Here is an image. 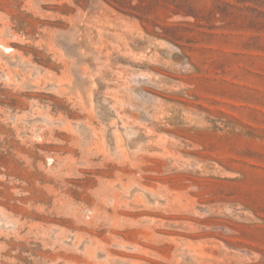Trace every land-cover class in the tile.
<instances>
[{"label":"rangeland","instance_id":"rangeland-1","mask_svg":"<svg viewBox=\"0 0 264 264\" xmlns=\"http://www.w3.org/2000/svg\"><path fill=\"white\" fill-rule=\"evenodd\" d=\"M0 264H264V0H0Z\"/></svg>","mask_w":264,"mask_h":264}]
</instances>
